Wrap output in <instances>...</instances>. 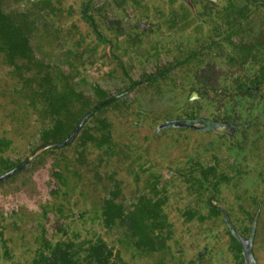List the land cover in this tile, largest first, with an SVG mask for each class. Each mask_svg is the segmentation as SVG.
<instances>
[{"label": "flooded vegetation", "instance_id": "af4514ba", "mask_svg": "<svg viewBox=\"0 0 264 264\" xmlns=\"http://www.w3.org/2000/svg\"><path fill=\"white\" fill-rule=\"evenodd\" d=\"M0 264H264V0H0Z\"/></svg>", "mask_w": 264, "mask_h": 264}, {"label": "rangeland", "instance_id": "374dc122", "mask_svg": "<svg viewBox=\"0 0 264 264\" xmlns=\"http://www.w3.org/2000/svg\"><path fill=\"white\" fill-rule=\"evenodd\" d=\"M97 81L103 88H105L107 90H110V91H112L114 89L113 85H114V83H116V82H113V81H106V82L102 81V80H97Z\"/></svg>", "mask_w": 264, "mask_h": 264}, {"label": "trees", "instance_id": "16d2710c", "mask_svg": "<svg viewBox=\"0 0 264 264\" xmlns=\"http://www.w3.org/2000/svg\"><path fill=\"white\" fill-rule=\"evenodd\" d=\"M68 105H69V106H68L69 108L74 107V105H73L72 103H70L69 101H68Z\"/></svg>", "mask_w": 264, "mask_h": 264}]
</instances>
